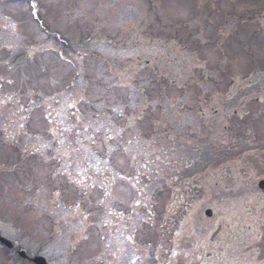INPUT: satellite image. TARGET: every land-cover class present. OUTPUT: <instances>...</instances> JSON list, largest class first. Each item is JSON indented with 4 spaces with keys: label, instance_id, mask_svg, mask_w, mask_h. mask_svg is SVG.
I'll use <instances>...</instances> for the list:
<instances>
[{
    "label": "flooded vegetation",
    "instance_id": "1",
    "mask_svg": "<svg viewBox=\"0 0 264 264\" xmlns=\"http://www.w3.org/2000/svg\"><path fill=\"white\" fill-rule=\"evenodd\" d=\"M82 1L95 6L84 7ZM167 3L56 0L59 10H68L70 18L79 19L78 26L65 32L44 24L31 3L32 17L45 35L35 47L51 40L49 51L55 63L68 68L63 74L56 70L64 85L56 89L57 98L50 96L53 103L49 96L43 99L38 81L35 91L23 86L29 78H25L24 60H33L24 54L29 46L22 40L9 41L4 47L6 72H0V110L14 111L12 116L19 112V126L32 135L70 144L68 157H75L70 165H78L71 168L80 176L75 180L88 184L87 199H76L71 208L74 215L66 220L72 230L61 235L57 244L73 248L83 224L86 228L93 225L99 233L106 217L115 214L117 239L133 245L142 233L138 224L159 205L152 192L163 188L168 191L164 212H171L178 199L185 218L177 249L163 251L181 256V262L187 264L195 238L216 234L226 221L223 216L246 199L240 197L241 191L253 184L246 182L237 188L233 178L223 183L218 176H231L232 172L230 165L221 166V162L236 154L250 158L252 145L264 148V127L259 123L264 122V63L259 69L240 65L231 75L225 68L216 69L219 62H229L227 57H236L231 54L234 47L240 53L250 42L252 1L193 0L190 7L174 9L167 8ZM89 21L93 28L85 27ZM237 29L248 36L242 45L233 43ZM94 34L107 49L100 57L93 55L89 43ZM90 57L94 63L110 66L105 72L112 82L100 99L84 79L90 73ZM238 60L236 57L231 64ZM45 101L47 107H53L46 108L43 115ZM97 104L105 112L93 115L92 107ZM155 140L159 152L139 144ZM96 142H100V150H96L98 145L95 149ZM226 145L231 149L221 157L220 147ZM153 173L164 175L162 184L154 182ZM119 181L129 185L123 187ZM184 192L189 199H184ZM226 230L224 227L223 232ZM11 251L18 253L14 248Z\"/></svg>",
    "mask_w": 264,
    "mask_h": 264
},
{
    "label": "rangeland",
    "instance_id": "2",
    "mask_svg": "<svg viewBox=\"0 0 264 264\" xmlns=\"http://www.w3.org/2000/svg\"><path fill=\"white\" fill-rule=\"evenodd\" d=\"M55 1L0 0V38H2L0 43L3 44L4 39L14 41L17 37H27L32 39L34 45L36 44V39L41 37L42 32L32 18L30 7L33 2L38 8V18H40L39 13H41L43 22L52 25L53 28L65 32L68 28L78 26L79 19L70 18L71 15L67 14L68 10H59ZM162 1L168 2L165 5L167 8L174 9L182 6L190 7L193 0ZM249 1H252L254 7H257L256 9L253 8L255 10L251 13L253 23L250 30V42L240 50V53L234 47V52L231 54L234 53L236 57H239L235 64H231V61L236 57L229 56L227 57L229 61L227 64L221 61L219 67L216 68L219 70L225 68L230 72V75L236 73L240 65L246 66L248 69L264 63V5L260 6V0ZM80 5L84 7L95 6L94 3L89 4V1H82ZM253 5L250 6L253 7ZM73 11L77 10L74 9ZM255 18H258L261 23L260 27L258 22H255ZM85 27L93 28L94 25L89 21L85 23ZM42 38H45V35ZM99 39L100 36L97 34L89 38L92 53L95 52L93 55L97 57L104 55L103 51L107 50L104 47V42L100 44ZM233 39L235 40L234 44L242 45L248 36L243 30L237 29ZM24 42L29 46V49L24 52L27 55L25 57L31 55L33 60L32 63L24 60L25 78L28 76L29 78L23 81V86L33 87V91H35L34 82L38 81L43 88V99L47 96L51 99L50 96L52 95H56L57 98L56 89H61L64 81L61 78L59 80L56 70L63 74L68 68L60 63H55V59L49 51L51 40L37 48L26 39ZM242 55L248 57L245 58ZM2 59L4 57L0 56V71L5 73L6 69L2 65ZM92 60L93 57H90L88 66L90 73L84 76V79L89 81L91 93H97L100 99L112 82L111 75L105 72L110 66L106 63H94ZM35 73H37V78ZM79 80L78 77L77 83ZM51 101L53 103L52 99ZM52 107H47L45 101L42 114H45L46 108L52 110ZM102 112H105L102 105L97 104L92 107L93 115ZM13 113L14 111L5 108L0 110V234L15 243L16 247L25 250L28 256L40 255L49 262L60 264H183L181 256L177 258L172 256L170 259L167 254H161L165 248H169L171 251L176 250V243L179 242L178 235L182 229L180 221L182 218L185 219L181 211V216L180 213L177 215L179 211L178 199L176 200L177 205H173L171 212H164L163 205L166 202L165 199L168 198V191L163 188L152 192L153 197L156 195V199L159 200V205L143 222L138 224L142 233L137 235L138 239L133 245L122 243L119 239L117 240L121 245L115 242L116 228L110 226L111 222L114 224L117 221L114 214L111 215L114 221L109 220L110 216L106 217L107 224L101 227L99 233L96 232L93 225L86 228L83 224V229L80 230V237L78 238L81 241L75 239L72 242L73 249L66 252L69 255L65 254L66 244H57V240L61 235L69 234L72 228L69 230L62 218L65 213L73 212L71 208L76 204V199H87L88 184H84L82 179L80 184L75 180L79 179L80 176L74 175L72 169L78 165L74 163L70 165L75 160V157L73 159L70 157L71 160L68 157L70 144L53 142L43 135H32L19 125L9 127V124L16 122L19 118L18 115L12 117ZM98 118H102L101 115H98ZM259 123L264 127V122ZM94 139L97 140V137ZM139 144L142 147H144L143 145L149 146L153 152L154 150L159 152L156 140L155 142H141ZM97 145L98 149H96ZM100 146V142L95 143L96 150H100ZM230 149V146H221L220 156L227 155ZM250 149H252L251 154H253L252 162L255 166L257 165L259 174L252 172L247 175H238L233 171L231 176L226 174L219 176L223 183L225 181L228 183L233 178V183L237 185V188L243 187L246 182L253 183L251 187L241 191V194H250V197L244 201L243 213L241 215L236 214L234 230L231 229L230 232V228L228 229L232 234L222 235V230H220L209 241L203 239L202 247L198 245L197 248L195 246L193 249L192 261L187 260L189 264H199L200 255L203 256L200 264H241L238 256L242 253H248V255L245 254L248 256L244 260L245 264H249L251 260L253 264H264V191L259 189L257 182L255 183V180L264 178L262 177L264 176V148L261 150L252 145ZM236 155L233 157H236L235 160H239ZM245 159L240 157V161H245ZM240 161L239 166L244 170L250 167L249 164H242ZM227 163L229 164V161L225 160L221 162V166ZM114 166L120 167L121 170H127L118 163H115ZM251 168L253 169V166ZM152 176L155 183L162 184V176L164 175L153 173ZM119 184L123 187L129 185L121 181ZM170 192L172 193V191ZM221 194L222 190L220 189V198ZM189 198L184 192V199ZM235 209L242 210L238 205ZM171 239L173 240L171 241ZM120 246L121 250L119 251L117 248ZM221 249H223V253H221ZM3 252L0 247L1 264L24 262L11 251H7L6 254ZM141 253L145 254L146 257L135 260L134 263L130 262L135 256L140 257ZM231 254L234 257L229 258L228 255ZM162 259L167 263L159 261Z\"/></svg>",
    "mask_w": 264,
    "mask_h": 264
},
{
    "label": "water",
    "instance_id": "3",
    "mask_svg": "<svg viewBox=\"0 0 264 264\" xmlns=\"http://www.w3.org/2000/svg\"><path fill=\"white\" fill-rule=\"evenodd\" d=\"M261 188H264V184L261 185ZM0 242L2 244H4L6 247H8V248H11L12 247V244L9 241H7L6 239L2 238L1 236H0ZM20 256L21 257H26V255H25L24 252H21L20 253ZM32 262L34 264H47L46 261L43 258H41V257H34L32 259Z\"/></svg>",
    "mask_w": 264,
    "mask_h": 264
},
{
    "label": "snow or ice",
    "instance_id": "4",
    "mask_svg": "<svg viewBox=\"0 0 264 264\" xmlns=\"http://www.w3.org/2000/svg\"><path fill=\"white\" fill-rule=\"evenodd\" d=\"M32 7H33V8H36V4L34 3V4L32 5ZM128 239H129V240H131V239H132V237H131V236H129V237H128Z\"/></svg>",
    "mask_w": 264,
    "mask_h": 264
}]
</instances>
